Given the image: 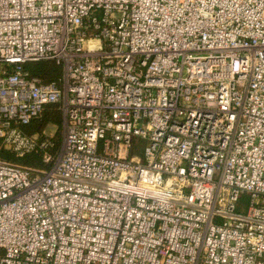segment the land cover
Instances as JSON below:
<instances>
[{"label": "built area", "instance_id": "obj_1", "mask_svg": "<svg viewBox=\"0 0 264 264\" xmlns=\"http://www.w3.org/2000/svg\"><path fill=\"white\" fill-rule=\"evenodd\" d=\"M0 141V264H264V0H0Z\"/></svg>", "mask_w": 264, "mask_h": 264}, {"label": "trees", "instance_id": "obj_2", "mask_svg": "<svg viewBox=\"0 0 264 264\" xmlns=\"http://www.w3.org/2000/svg\"><path fill=\"white\" fill-rule=\"evenodd\" d=\"M25 68L29 71L30 75L40 77L44 82L58 80L63 72L62 66L51 60L28 62L25 64ZM62 122V110L60 106L58 104H50L44 108L43 112L38 117L33 119L32 122L23 129L27 134L32 135L39 133L41 135L49 124L53 123L58 125V129L53 137L55 142L54 151H56L61 144V134L59 132V128L62 125ZM0 153L2 157L22 163L24 165L38 168L48 167L47 164H45L42 160L41 150H37L29 155H26L25 157H17L12 151L2 147L0 149ZM243 199H245V197ZM2 252L3 250L0 248V253Z\"/></svg>", "mask_w": 264, "mask_h": 264}, {"label": "rangeland", "instance_id": "obj_3", "mask_svg": "<svg viewBox=\"0 0 264 264\" xmlns=\"http://www.w3.org/2000/svg\"><path fill=\"white\" fill-rule=\"evenodd\" d=\"M62 119H63V115H62ZM57 129H58V125L53 124V123H52V124H49V125L45 128L47 134H49V135H55ZM59 132H60V134H61L60 141H62V139H63V134H64L63 122H62V125H61L60 128H59ZM140 152H142V150H140ZM0 154H1V153H0Z\"/></svg>", "mask_w": 264, "mask_h": 264}]
</instances>
